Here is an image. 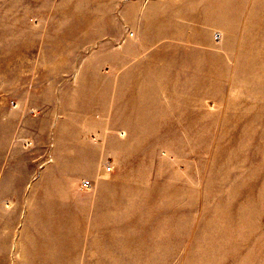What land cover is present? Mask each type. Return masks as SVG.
Here are the masks:
<instances>
[{
    "label": "rangeland",
    "instance_id": "374dc122",
    "mask_svg": "<svg viewBox=\"0 0 264 264\" xmlns=\"http://www.w3.org/2000/svg\"><path fill=\"white\" fill-rule=\"evenodd\" d=\"M0 264H264V0H0Z\"/></svg>",
    "mask_w": 264,
    "mask_h": 264
},
{
    "label": "built area",
    "instance_id": "2783aa9c",
    "mask_svg": "<svg viewBox=\"0 0 264 264\" xmlns=\"http://www.w3.org/2000/svg\"><path fill=\"white\" fill-rule=\"evenodd\" d=\"M111 169V165H108V167H107V170H110ZM90 185V182L89 181H84L83 182V186L84 187H88Z\"/></svg>",
    "mask_w": 264,
    "mask_h": 264
}]
</instances>
